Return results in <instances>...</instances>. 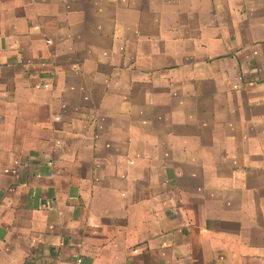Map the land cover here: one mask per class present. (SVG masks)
Here are the masks:
<instances>
[{"label":"crops","instance_id":"1","mask_svg":"<svg viewBox=\"0 0 264 264\" xmlns=\"http://www.w3.org/2000/svg\"><path fill=\"white\" fill-rule=\"evenodd\" d=\"M0 264H264V0H0Z\"/></svg>","mask_w":264,"mask_h":264}]
</instances>
